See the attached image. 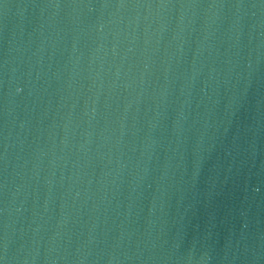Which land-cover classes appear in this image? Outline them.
I'll return each instance as SVG.
<instances>
[{
  "label": "water",
  "instance_id": "obj_1",
  "mask_svg": "<svg viewBox=\"0 0 264 264\" xmlns=\"http://www.w3.org/2000/svg\"><path fill=\"white\" fill-rule=\"evenodd\" d=\"M0 259L264 264V0H0Z\"/></svg>",
  "mask_w": 264,
  "mask_h": 264
},
{
  "label": "snow or ice",
  "instance_id": "obj_2",
  "mask_svg": "<svg viewBox=\"0 0 264 264\" xmlns=\"http://www.w3.org/2000/svg\"><path fill=\"white\" fill-rule=\"evenodd\" d=\"M0 264H3V260L2 259H0Z\"/></svg>",
  "mask_w": 264,
  "mask_h": 264
},
{
  "label": "clouds",
  "instance_id": "obj_3",
  "mask_svg": "<svg viewBox=\"0 0 264 264\" xmlns=\"http://www.w3.org/2000/svg\"><path fill=\"white\" fill-rule=\"evenodd\" d=\"M17 92H19V89L17 88Z\"/></svg>",
  "mask_w": 264,
  "mask_h": 264
}]
</instances>
